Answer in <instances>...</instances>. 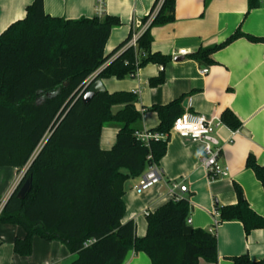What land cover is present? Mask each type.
<instances>
[{
  "label": "trees",
  "instance_id": "1",
  "mask_svg": "<svg viewBox=\"0 0 264 264\" xmlns=\"http://www.w3.org/2000/svg\"><path fill=\"white\" fill-rule=\"evenodd\" d=\"M256 0H248L254 7ZM175 0H153L150 22L136 40L127 43L135 28L110 53L104 47L116 16L63 19L44 12L43 0H32L25 16L0 33V166H10L23 175L0 210V224L19 225L25 232L14 239L12 250L30 256L37 236L61 242L75 257L68 264H121L129 249L143 251L151 264H215L217 239L201 228L184 233L189 201L172 198L146 214L143 236L135 234L132 220L122 222L124 184L152 163L158 164L167 149L168 134L176 116L183 113L184 96L165 105H153L159 119L150 132L165 139L145 144L135 135L141 129L142 112L136 109L131 91L95 92L86 102L79 95L86 80L116 54L93 80L134 75L146 63L164 65L169 56L152 53L150 28L171 22ZM238 37L264 44V36L236 30L224 42L199 49L193 57L210 62L215 49ZM160 73L151 86L163 82ZM122 104L112 112L111 106ZM221 123L235 130L241 122L230 109L220 114ZM117 126L113 145L99 146L102 127ZM245 165L252 169L264 191V165L249 154ZM30 180L23 199L16 197L21 184ZM237 202L217 206L219 221L239 220L245 234L264 228V217L250 209L241 189L234 185ZM1 204V198H0ZM89 240H94L85 245ZM231 264H264L247 254L230 258Z\"/></svg>",
  "mask_w": 264,
  "mask_h": 264
},
{
  "label": "crops",
  "instance_id": "2",
  "mask_svg": "<svg viewBox=\"0 0 264 264\" xmlns=\"http://www.w3.org/2000/svg\"><path fill=\"white\" fill-rule=\"evenodd\" d=\"M97 0H43L44 12L63 19L91 18L95 15L116 16L118 26L111 29L104 47L105 54L126 38L135 22L149 12L153 0H104L103 11L98 15ZM32 0H0V33L12 22L25 16L26 7ZM149 50L169 56L164 65L146 63L134 75L123 78H101L108 92L131 91L136 95V109L142 112L141 129L152 130L159 123L153 105H165L183 97L182 111L216 117L224 109H230L241 124L232 130L220 123L209 134V140L219 147L220 163L226 168L225 177L210 179L200 162L201 143L191 142L171 131L167 149L159 160L162 170L159 182L137 193L135 188L140 175L129 178L124 184L125 211L122 222L132 220L135 234L146 231V213L155 211L171 199V183L186 186L179 192L189 201V213L182 225L184 233L201 228L214 232L217 239L215 264H231L233 256L247 254L252 260L264 257V228L245 234L239 220L219 221L217 206L237 202L234 185H237L250 209L264 217V191L252 169L245 165L251 154L257 164L264 165V44L238 37L210 53V62L193 55L201 48L216 46L239 30L243 34L264 36V4L256 0L248 7V0H175L171 22L150 28ZM184 50V53H179ZM116 54L105 61L109 63ZM207 72L201 74V70ZM160 73L162 83L151 86L150 80ZM186 101L183 106V101ZM122 104L111 106L112 112ZM110 126V127H109ZM101 129L99 146L109 149L116 139L117 126L112 124ZM21 178L10 166H0V198L2 205L16 188ZM2 208V206H1ZM25 232L15 224H0V264H68L74 259L59 241H46L33 237L31 256L15 258L14 239ZM49 263V264H50ZM121 264H151L143 251L129 249ZM198 264H210L200 259Z\"/></svg>",
  "mask_w": 264,
  "mask_h": 264
},
{
  "label": "built area",
  "instance_id": "3",
  "mask_svg": "<svg viewBox=\"0 0 264 264\" xmlns=\"http://www.w3.org/2000/svg\"><path fill=\"white\" fill-rule=\"evenodd\" d=\"M96 11L98 15H101L103 11V3L104 0H97L96 1ZM264 4V0H263ZM152 16L144 23L141 20H137L135 22V30L133 31L131 38L129 39L127 45L128 46H137L136 40L139 37L140 33L146 30L150 19ZM179 53H184V50H180ZM107 64V63H106ZM104 63L99 69L94 72L87 80L86 83L89 82L92 78H94L99 70L106 66ZM207 68L202 69L200 72L204 74L207 72ZM85 83V84H86ZM85 89V85L81 89L80 93ZM220 123L216 117H207L202 114H192L190 112L184 111L183 113L176 116L173 120L171 131L177 133L183 138L191 142H200L201 147V155H200V162H202V166L207 171L208 177L210 179H216L225 177L227 175L226 168L220 163L219 156H220V149L219 147L213 146L211 141L209 140V134L213 130L215 126ZM135 135L138 139H140L145 144H148L149 140H158V139H165L166 134H162L159 132H150L146 130L136 131ZM23 174V170L21 171V177ZM162 177V170L159 168L158 164L152 163L146 167L144 172L140 175L139 182L135 188L137 193H140L147 188L153 186L157 182L160 181ZM21 179V178H20ZM179 189V192L186 191V186L181 185L178 183H171L169 188V193L171 194L170 197L173 200H178L182 196L180 194H176L175 190ZM2 203L0 204L1 210ZM147 214V213H146ZM94 240H89L85 243V245L90 244ZM55 264V263H51Z\"/></svg>",
  "mask_w": 264,
  "mask_h": 264
},
{
  "label": "water",
  "instance_id": "4",
  "mask_svg": "<svg viewBox=\"0 0 264 264\" xmlns=\"http://www.w3.org/2000/svg\"><path fill=\"white\" fill-rule=\"evenodd\" d=\"M87 87V90L85 91V93L81 96V100L82 102L86 103L95 92H100V91H104L105 87L102 83V81L100 79H96L93 80V78L91 80H89V82H87L85 84V88ZM81 93H79L80 95ZM186 101H183V106H185ZM23 175V174H22ZM20 181V180H19ZM30 190V180L26 179L21 186L19 187V190L16 192V197L19 199H23L25 194ZM5 202H3L4 204Z\"/></svg>",
  "mask_w": 264,
  "mask_h": 264
},
{
  "label": "rangeland",
  "instance_id": "5",
  "mask_svg": "<svg viewBox=\"0 0 264 264\" xmlns=\"http://www.w3.org/2000/svg\"><path fill=\"white\" fill-rule=\"evenodd\" d=\"M111 125V124H110ZM104 126H109V124H106V125H104ZM110 127V126H109ZM112 127H113V125H112ZM19 226V225H18ZM20 227V226H19ZM21 228V227H20ZM40 238V237H39ZM34 239V238H33ZM32 251H33V245H32V241H31V253H32ZM14 254V253H13ZM16 257L15 258H20L21 260H23L24 258H26V257H28V256H20V255H18V254H14ZM30 256H31V254H30ZM75 257V256H74ZM50 263V262H49ZM49 263H47V264H49ZM51 264V263H50ZM59 264H63V263H60L59 262Z\"/></svg>",
  "mask_w": 264,
  "mask_h": 264
}]
</instances>
